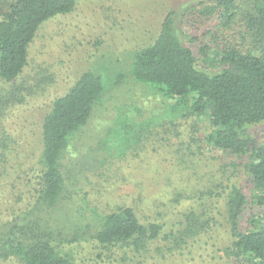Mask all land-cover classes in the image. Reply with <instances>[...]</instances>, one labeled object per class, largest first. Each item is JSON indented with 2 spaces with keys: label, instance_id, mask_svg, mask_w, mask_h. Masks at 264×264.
<instances>
[{
  "label": "trees",
  "instance_id": "trees-1",
  "mask_svg": "<svg viewBox=\"0 0 264 264\" xmlns=\"http://www.w3.org/2000/svg\"><path fill=\"white\" fill-rule=\"evenodd\" d=\"M76 5L77 0H0V180L8 175L11 163L18 168L25 163L21 161V139L7 121L19 105L44 89L40 83L23 79L30 46L44 22L72 12ZM189 11L187 7L168 12L155 40L134 51L128 80L175 100L176 107L186 106L189 113L207 117L212 127L207 142L246 158L242 166L262 191L257 199L263 204L264 142H258L249 129L264 124V0H213L206 7L205 14L216 15L209 20L208 33L215 39L217 32L224 35L223 44L215 49L220 69L213 73L199 67L193 49L183 41L178 23ZM107 89L99 73L87 70L48 106L40 124L37 152L31 159L37 177L32 201L20 207L16 200L6 207L0 198V261L102 264L103 255L94 249L118 248L151 257L150 262L144 259L145 264H163L158 260L224 220L223 250L231 264H264V222L246 231L241 229L248 197L230 176L203 189L197 196V207L191 206L177 219L178 225L170 228L158 219L142 221L131 205L66 229L54 224L68 198L62 160L73 136L111 91ZM124 123L120 130L136 128ZM137 133L127 131L123 144L135 139ZM182 196L174 200L178 202Z\"/></svg>",
  "mask_w": 264,
  "mask_h": 264
},
{
  "label": "rangeland",
  "instance_id": "rangeland-1",
  "mask_svg": "<svg viewBox=\"0 0 264 264\" xmlns=\"http://www.w3.org/2000/svg\"><path fill=\"white\" fill-rule=\"evenodd\" d=\"M212 2L77 0L72 12L44 22L30 46L23 76L44 89L19 105L7 121L9 129L21 139V161L25 163L19 168L11 163L8 175L0 180L4 205L11 207L17 200L22 207L32 201L37 177L31 159L39 145L43 115L84 71L92 70L102 76L107 92L111 91L73 136L62 160L68 198L63 209L55 213V225L65 229L82 225L99 214L131 205L142 221L158 219L170 228L178 225L177 219L191 206L197 207V196L203 189L229 176L240 183L248 197L241 229L246 231L264 222V203L259 204L257 199L263 193L242 166L246 158L207 142L206 135L212 129L209 119L189 113L186 106L176 107L175 100L154 93L147 85L128 80L134 51L155 40L169 11L187 7L190 11L183 21L178 19L183 41L193 49L200 68L217 72L220 67L215 49L223 44L224 35L217 32L215 39L208 33L209 20L216 15L205 11ZM117 81L121 83L114 86ZM125 121L136 128L120 130ZM136 130L138 136L123 144L127 131ZM249 131L258 142H264V124L253 125ZM178 195L183 198L177 202L174 199ZM221 221L222 225L189 240L158 262L231 264L223 250L227 227ZM94 250L103 255L102 264H145V260H152L118 248Z\"/></svg>",
  "mask_w": 264,
  "mask_h": 264
}]
</instances>
